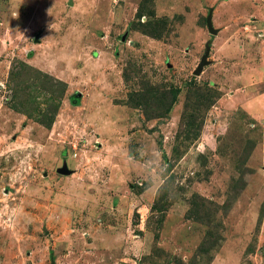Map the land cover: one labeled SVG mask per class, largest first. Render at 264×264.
<instances>
[{"label": "rangeland", "instance_id": "obj_1", "mask_svg": "<svg viewBox=\"0 0 264 264\" xmlns=\"http://www.w3.org/2000/svg\"><path fill=\"white\" fill-rule=\"evenodd\" d=\"M0 264H264V0H0Z\"/></svg>", "mask_w": 264, "mask_h": 264}, {"label": "water", "instance_id": "obj_2", "mask_svg": "<svg viewBox=\"0 0 264 264\" xmlns=\"http://www.w3.org/2000/svg\"><path fill=\"white\" fill-rule=\"evenodd\" d=\"M208 29L212 35H216L217 31L213 28L211 21H208ZM127 35L122 36L121 40L124 42L126 40ZM209 57V50L204 54L202 57L201 63L198 65L197 69L194 71V75L200 76L203 72V68L207 65H209L208 61ZM58 173L61 175H69L71 171L68 169L67 165L64 164L61 169L58 170Z\"/></svg>", "mask_w": 264, "mask_h": 264}, {"label": "trees", "instance_id": "obj_3", "mask_svg": "<svg viewBox=\"0 0 264 264\" xmlns=\"http://www.w3.org/2000/svg\"><path fill=\"white\" fill-rule=\"evenodd\" d=\"M50 122H52V120H50Z\"/></svg>", "mask_w": 264, "mask_h": 264}]
</instances>
